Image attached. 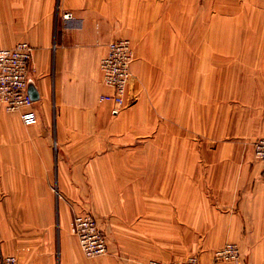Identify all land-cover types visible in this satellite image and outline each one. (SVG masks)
I'll list each match as a JSON object with an SVG mask.
<instances>
[{"label": "crops", "instance_id": "obj_1", "mask_svg": "<svg viewBox=\"0 0 264 264\" xmlns=\"http://www.w3.org/2000/svg\"><path fill=\"white\" fill-rule=\"evenodd\" d=\"M57 9L72 17L53 19ZM42 12L51 19L41 24ZM185 12L183 0H0V48L21 41L34 46L30 80L40 94L34 125L0 102V251L16 255L19 264H141L136 257L150 255L149 249L137 255L115 242L104 256L84 255L71 224L91 195L96 202L111 198L118 224L129 229L138 230L142 214L186 221L197 231L191 236L204 238L201 264H236L216 262L214 251L232 240L247 252L248 238L264 236L259 165L219 170L213 160L201 166L199 151L185 147L183 104L175 119L163 122L142 101L114 116L113 103L101 99L109 90L100 69L108 44L129 37L135 59L136 53L151 59L145 46L168 44L169 29L183 27ZM240 13L241 22L264 30V0H240ZM135 61L134 74L140 68ZM256 61L264 77V55ZM257 91L252 103L259 136L253 141L264 137V83Z\"/></svg>", "mask_w": 264, "mask_h": 264}, {"label": "rangeland", "instance_id": "obj_2", "mask_svg": "<svg viewBox=\"0 0 264 264\" xmlns=\"http://www.w3.org/2000/svg\"><path fill=\"white\" fill-rule=\"evenodd\" d=\"M183 5L189 12L184 13L182 28L169 29V43L145 46L147 54L144 56L151 58L148 60L136 53L135 60L140 68L135 71L128 103L131 106L142 101L149 106L152 116L160 117L163 122L164 118L175 119L177 108L179 112V105L183 104L184 132L189 136L185 147L199 151L201 166L214 160L219 164V170L223 164L233 167L259 165L262 168L253 148V140L259 136L256 135L259 123L252 102L255 104L259 93L257 87L264 83L261 67L256 61L257 54L264 55V30L241 22L240 0H198L197 6L196 2L192 5V0H183ZM192 6L194 10L197 8V14L190 12ZM65 13L69 12L62 13L57 9L53 19L54 16L72 17L65 18ZM175 14H169V17ZM50 19L49 13H41V24ZM174 37H183L188 43L180 44ZM146 49L142 48L141 53L144 54ZM168 125L173 129L169 132H174L175 121ZM221 150H227L231 159L223 157ZM238 190H232L234 197L239 196ZM90 192L94 194V190ZM112 202L111 198L103 197L96 202L91 195L87 209L79 212L98 217L108 244L128 245L137 255L149 249L150 255L136 257L141 264H147L148 259L174 261L192 255L198 256L201 264L198 243L204 238L191 236L197 231H191L192 226L186 221L178 222L168 214L153 213L151 217L142 214L136 225L138 230L129 229L121 221L118 224L119 214L113 210L115 204ZM193 224L196 226L197 222ZM247 240V252L241 250L239 264L249 260L251 264H264V236ZM229 242L237 243L242 249L239 241L226 243ZM219 248L214 251L215 261L232 262L216 257Z\"/></svg>", "mask_w": 264, "mask_h": 264}, {"label": "built area", "instance_id": "obj_3", "mask_svg": "<svg viewBox=\"0 0 264 264\" xmlns=\"http://www.w3.org/2000/svg\"><path fill=\"white\" fill-rule=\"evenodd\" d=\"M71 16L70 12L64 15L65 18ZM33 57L34 46L27 41L0 48V102L9 112H19L26 125H34L39 121L36 100L28 92ZM134 61V45L129 37L112 40L100 60L102 81L109 89L101 94V99L113 103L111 112L114 116L119 115L129 104L130 89L135 78ZM253 145L255 157L260 162L264 175V137L255 140ZM71 229L78 237L86 256L96 257L109 252L107 235L93 214H76ZM216 257L239 264L242 253L237 243L229 242L217 250ZM0 264H19V260L14 254L0 251ZM147 264H199V258L192 255L174 261L150 259Z\"/></svg>", "mask_w": 264, "mask_h": 264}, {"label": "water", "instance_id": "obj_4", "mask_svg": "<svg viewBox=\"0 0 264 264\" xmlns=\"http://www.w3.org/2000/svg\"><path fill=\"white\" fill-rule=\"evenodd\" d=\"M28 92L34 100H38L40 98L38 88L33 80H29Z\"/></svg>", "mask_w": 264, "mask_h": 264}, {"label": "bare ground", "instance_id": "obj_5", "mask_svg": "<svg viewBox=\"0 0 264 264\" xmlns=\"http://www.w3.org/2000/svg\"><path fill=\"white\" fill-rule=\"evenodd\" d=\"M226 44V43H225ZM219 112V111H218ZM97 219H98V217H96ZM241 248V247H240ZM153 258H155V257H153ZM148 260H150V259H148ZM243 260V259H242Z\"/></svg>", "mask_w": 264, "mask_h": 264}]
</instances>
